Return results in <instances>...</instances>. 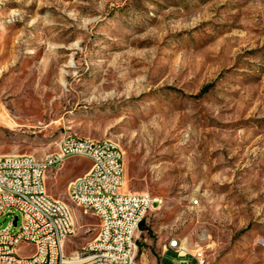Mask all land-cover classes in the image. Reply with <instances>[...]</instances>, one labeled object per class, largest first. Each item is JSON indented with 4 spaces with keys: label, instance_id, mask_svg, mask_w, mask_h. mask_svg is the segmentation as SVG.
<instances>
[{
    "label": "rangeland",
    "instance_id": "1",
    "mask_svg": "<svg viewBox=\"0 0 264 264\" xmlns=\"http://www.w3.org/2000/svg\"><path fill=\"white\" fill-rule=\"evenodd\" d=\"M64 132L114 141L123 192L160 200L135 264L174 239L205 264H264V0H0V154L44 157ZM90 165L45 178L74 223L68 254L96 235L67 192Z\"/></svg>",
    "mask_w": 264,
    "mask_h": 264
},
{
    "label": "built area",
    "instance_id": "2",
    "mask_svg": "<svg viewBox=\"0 0 264 264\" xmlns=\"http://www.w3.org/2000/svg\"><path fill=\"white\" fill-rule=\"evenodd\" d=\"M74 157L91 165L68 184L67 192L75 193L78 207L93 215L98 226L91 241L68 254L65 239L75 235L74 223L66 206L48 195L45 178ZM124 171V154L114 141L68 132L61 135L57 150L44 157L0 155V217L12 211L22 217L18 231L11 229L15 216L0 232V264H135L140 226L160 200L123 192ZM24 247L33 249L22 255ZM75 251H82V258H75ZM169 251L177 254L173 264H205L202 251L189 254L176 239L165 245L163 258Z\"/></svg>",
    "mask_w": 264,
    "mask_h": 264
},
{
    "label": "bare ground",
    "instance_id": "3",
    "mask_svg": "<svg viewBox=\"0 0 264 264\" xmlns=\"http://www.w3.org/2000/svg\"><path fill=\"white\" fill-rule=\"evenodd\" d=\"M10 158H17V155H10ZM124 176H125V171H124ZM125 178V177H124ZM68 196H69V198L71 199V201L74 203V204H76V205H78V203H77V200H76V197H75V193L74 192H68ZM63 204V203H62ZM64 205V204H63ZM65 206V205H64ZM66 209H67V211H68V217H71L70 216V213H69V210H68V208L66 207ZM68 239H65V244H66V241H67ZM183 248V250L186 252V250H185V248L184 247H182ZM75 258H82V251H76V253H75ZM74 264H81V263H74Z\"/></svg>",
    "mask_w": 264,
    "mask_h": 264
},
{
    "label": "trees",
    "instance_id": "4",
    "mask_svg": "<svg viewBox=\"0 0 264 264\" xmlns=\"http://www.w3.org/2000/svg\"><path fill=\"white\" fill-rule=\"evenodd\" d=\"M205 89L208 90L209 87H207V88H205ZM140 229H142V230L146 229V228H145V222H142V224H141V226H140Z\"/></svg>",
    "mask_w": 264,
    "mask_h": 264
},
{
    "label": "crops",
    "instance_id": "5",
    "mask_svg": "<svg viewBox=\"0 0 264 264\" xmlns=\"http://www.w3.org/2000/svg\"><path fill=\"white\" fill-rule=\"evenodd\" d=\"M6 154H11V155H24V154H19V153H6ZM6 154H0V155H6Z\"/></svg>",
    "mask_w": 264,
    "mask_h": 264
},
{
    "label": "water",
    "instance_id": "6",
    "mask_svg": "<svg viewBox=\"0 0 264 264\" xmlns=\"http://www.w3.org/2000/svg\"><path fill=\"white\" fill-rule=\"evenodd\" d=\"M14 224H16V221L14 222Z\"/></svg>",
    "mask_w": 264,
    "mask_h": 264
}]
</instances>
